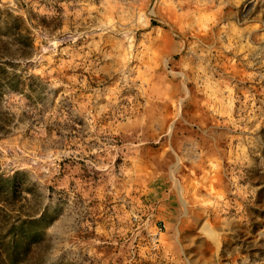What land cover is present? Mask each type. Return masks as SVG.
Returning a JSON list of instances; mask_svg holds the SVG:
<instances>
[{
	"label": "rangeland",
	"instance_id": "374dc122",
	"mask_svg": "<svg viewBox=\"0 0 264 264\" xmlns=\"http://www.w3.org/2000/svg\"><path fill=\"white\" fill-rule=\"evenodd\" d=\"M0 46L36 78L0 102V175L56 214L35 262L264 264V0H0Z\"/></svg>",
	"mask_w": 264,
	"mask_h": 264
},
{
	"label": "trees",
	"instance_id": "16d2710c",
	"mask_svg": "<svg viewBox=\"0 0 264 264\" xmlns=\"http://www.w3.org/2000/svg\"><path fill=\"white\" fill-rule=\"evenodd\" d=\"M5 28L13 31L8 33L10 41L2 47L12 53L14 59H27L33 49V39L24 18L8 14ZM14 66L12 58L0 56V102L6 92L30 90V83L36 79L17 73ZM11 124V118L0 109V133L9 132ZM20 174L0 175V264H40L35 262L36 252L46 240V228L56 219V214L46 208L40 212L23 210L21 202L26 200L23 194L31 190L19 180Z\"/></svg>",
	"mask_w": 264,
	"mask_h": 264
}]
</instances>
